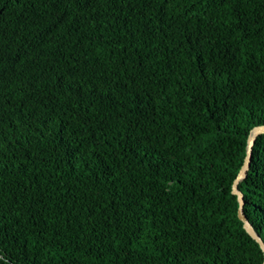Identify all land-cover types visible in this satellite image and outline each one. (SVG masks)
Returning a JSON list of instances; mask_svg holds the SVG:
<instances>
[{
  "label": "trees",
  "instance_id": "1",
  "mask_svg": "<svg viewBox=\"0 0 264 264\" xmlns=\"http://www.w3.org/2000/svg\"><path fill=\"white\" fill-rule=\"evenodd\" d=\"M260 124L264 0H0V264H261Z\"/></svg>",
  "mask_w": 264,
  "mask_h": 264
},
{
  "label": "water",
  "instance_id": "2",
  "mask_svg": "<svg viewBox=\"0 0 264 264\" xmlns=\"http://www.w3.org/2000/svg\"><path fill=\"white\" fill-rule=\"evenodd\" d=\"M264 134V124L256 125L252 127V129L249 132V135L247 137V144H246V153L242 162V165L233 180L232 187H231V192L236 195L237 201H238V217L243 223L244 229L247 231V233L259 244L260 248L263 251V256H264V241L262 238L258 235V233L254 230L252 224L249 222L247 219L244 210H243V205H244V197L242 191L238 188V183L240 180L245 178L247 171L250 167V161L252 157V148L254 145V142L256 138ZM261 264H264V258Z\"/></svg>",
  "mask_w": 264,
  "mask_h": 264
}]
</instances>
